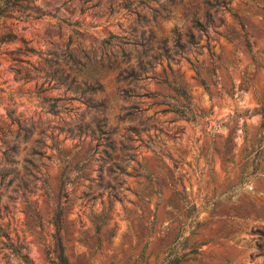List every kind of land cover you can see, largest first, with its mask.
<instances>
[{"label": "rangeland", "instance_id": "374dc122", "mask_svg": "<svg viewBox=\"0 0 264 264\" xmlns=\"http://www.w3.org/2000/svg\"><path fill=\"white\" fill-rule=\"evenodd\" d=\"M8 33L0 264L57 238L71 264H264V0H20Z\"/></svg>", "mask_w": 264, "mask_h": 264}, {"label": "trees", "instance_id": "16d2710c", "mask_svg": "<svg viewBox=\"0 0 264 264\" xmlns=\"http://www.w3.org/2000/svg\"><path fill=\"white\" fill-rule=\"evenodd\" d=\"M20 0H0V16L8 14V11L19 5ZM13 35L11 33L1 36V40H10ZM175 90L178 91L181 95H184V90L181 87L175 86ZM262 113L264 115V109L262 108ZM54 256L51 258L53 264H71L67 256L64 253L62 242L59 238L55 240V246L53 249ZM159 264H177V257H169Z\"/></svg>", "mask_w": 264, "mask_h": 264}]
</instances>
